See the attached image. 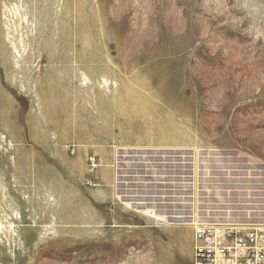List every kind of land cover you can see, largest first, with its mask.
I'll use <instances>...</instances> for the list:
<instances>
[{"label":"rangeland","instance_id":"obj_1","mask_svg":"<svg viewBox=\"0 0 264 264\" xmlns=\"http://www.w3.org/2000/svg\"><path fill=\"white\" fill-rule=\"evenodd\" d=\"M187 146L264 168V0H0V264H191L148 212Z\"/></svg>","mask_w":264,"mask_h":264},{"label":"built area","instance_id":"obj_2","mask_svg":"<svg viewBox=\"0 0 264 264\" xmlns=\"http://www.w3.org/2000/svg\"><path fill=\"white\" fill-rule=\"evenodd\" d=\"M231 152L187 146L150 156L157 192L149 215L190 226L191 264H264V168Z\"/></svg>","mask_w":264,"mask_h":264},{"label":"bare ground","instance_id":"obj_3","mask_svg":"<svg viewBox=\"0 0 264 264\" xmlns=\"http://www.w3.org/2000/svg\"><path fill=\"white\" fill-rule=\"evenodd\" d=\"M13 2V1H12ZM13 5H15V4H12V6ZM17 5H18V3H17ZM16 7V6H15ZM15 7H14V9H15ZM12 9H13V7H11ZM16 12V11H15ZM48 12V11H47ZM57 12V11H56ZM19 15V14H18ZM56 16H58L59 14H58V12L55 14ZM50 16V15H49ZM12 18L13 17H15V18H17L18 16L15 14V16H11ZM20 18V17H19ZM48 20H49V18H48ZM13 37V36H12ZM10 44H11V57H12V60H11V62H13L14 64L12 65V67H14V65L16 64V62H14V60H15V58H18L19 56H20V51H19V49L17 48V46H16V44H15V42H14V40H10ZM20 50H21V48H20ZM23 53V52H22ZM7 64L9 63L8 61L6 62ZM9 65V64H8ZM20 68V67H19ZM148 212H150V211H148Z\"/></svg>","mask_w":264,"mask_h":264}]
</instances>
